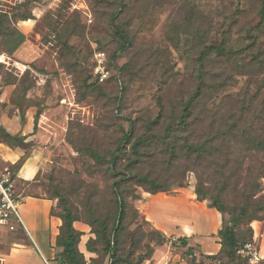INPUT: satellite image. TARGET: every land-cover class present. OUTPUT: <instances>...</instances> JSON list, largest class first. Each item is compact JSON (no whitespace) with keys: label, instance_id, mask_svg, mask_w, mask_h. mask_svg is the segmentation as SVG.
Segmentation results:
<instances>
[{"label":"rangeland","instance_id":"1","mask_svg":"<svg viewBox=\"0 0 264 264\" xmlns=\"http://www.w3.org/2000/svg\"><path fill=\"white\" fill-rule=\"evenodd\" d=\"M263 2L0 0L2 29L15 27L26 35L13 52L7 38L0 35V142L19 148L22 159L31 150L42 152L29 192L53 200L55 213L65 210L55 198L56 192L69 199L80 215L86 213L87 197L95 190L103 195L94 197L101 209L110 207L112 182L96 171L94 161L76 144L83 137L114 141L122 129L129 130L131 120L138 128L155 120L160 114L159 100L166 113L174 109L179 115L182 101L196 86L197 58L208 45L226 42L234 51L227 59L207 55L213 62L209 68L230 78V85L208 109L227 95L256 98L248 117L259 116L253 122L264 136ZM23 14L31 18L23 20ZM101 50L106 52L110 71L104 81L95 73V53ZM42 121L45 135L36 141L33 135ZM10 129L17 132L13 135L17 138L9 137ZM257 162L264 164V153L252 158L243 154L239 177L230 180L222 193L226 207L223 225L233 226L240 242L254 240L264 246V177L256 171ZM17 169L18 165L0 159V170L10 171L14 178ZM196 184V174L190 171L185 187L157 194L173 195ZM211 184L214 194L220 191L222 183L217 178ZM135 201L132 204L137 208ZM127 223L122 253L133 255L122 264L179 262L182 251L173 248L179 246L173 244L181 242L178 238L165 235L132 208ZM75 224L83 232L78 249L85 264H107L109 256L101 245L95 251L87 248L88 240L95 238L91 226L84 218ZM160 235L164 238L161 243ZM132 237L141 239V248H131ZM147 247L155 252L150 254ZM61 252L58 248L59 264H67Z\"/></svg>","mask_w":264,"mask_h":264},{"label":"trees","instance_id":"2","mask_svg":"<svg viewBox=\"0 0 264 264\" xmlns=\"http://www.w3.org/2000/svg\"><path fill=\"white\" fill-rule=\"evenodd\" d=\"M2 17L10 21L9 16ZM20 18L26 20L31 16L23 14ZM261 19L264 23V2ZM0 35L7 38L6 44L11 52L26 39L21 30L15 27L2 29L1 24ZM208 54L227 59L233 56L234 51L226 42L208 45L201 51L196 61L195 89L182 101L179 115L174 109L166 113L165 105L159 100L160 114L155 120L139 128L136 122L131 120L129 130L122 129V134L114 141L83 137L81 142L76 144L75 147L80 152L94 161L96 171L112 182V204L102 210L94 197L103 198V195L95 190L87 197L86 213L80 215L73 211L69 199L59 192L54 194L65 209L61 213H55L52 209V215L62 220L56 246L62 249L61 255L67 264H85L84 256L78 249L83 232L74 225V222L81 218H84L95 234V238L92 237L87 242L89 250L95 251L97 246L101 245L105 256H109L110 261L107 264L126 262L127 257L133 255L122 253L125 250L129 228V208H132L138 217L141 215L132 204L140 199L138 188L141 187L151 194L168 193L185 187L190 171L196 174L197 199H210L211 206L222 214L224 224L226 207L222 193L230 180L239 177L243 168L244 153H249L251 158L264 153V136L257 132L256 123L253 122L259 116L254 113L252 120L248 117L257 104L256 98L244 96L247 94L227 95L220 104L208 109V104L230 85L229 77H223L222 72L216 73L209 68L213 62L208 60ZM224 108L226 112L221 113ZM9 137L18 136L9 134ZM23 161L24 159L16 164L18 169ZM256 171L264 177V164L257 162ZM216 178L222 186L220 191L214 194L211 183ZM219 234L222 247L216 257L228 264H240L237 248L249 240L240 242L233 226L223 225ZM163 240L160 235L158 242ZM179 240L182 245L187 244L185 238ZM131 242V248H141V239L132 237ZM147 249H150V254L155 252L151 247ZM136 264H142V261Z\"/></svg>","mask_w":264,"mask_h":264},{"label":"crops","instance_id":"3","mask_svg":"<svg viewBox=\"0 0 264 264\" xmlns=\"http://www.w3.org/2000/svg\"><path fill=\"white\" fill-rule=\"evenodd\" d=\"M44 129L42 121L41 127L33 135L36 141L45 135ZM10 133L15 135L17 132L10 129ZM0 159L12 165L23 160L19 148H11L1 142ZM41 162L42 152L31 150L15 174L16 194L21 199L22 223L14 232L0 227V264H47L46 260L59 264L56 240L62 220L52 215L53 200L29 192ZM139 195L140 199L135 201V205L145 220L165 235H173V239L178 240L185 238L187 241L186 245L173 242L179 245L173 248L182 251L179 262L173 264H191L190 256L194 253L203 257L219 253L222 247L219 232L223 226V216L208 200H198L193 186L173 195L151 194L143 189ZM79 228L86 230L85 227ZM259 244L264 252L263 244Z\"/></svg>","mask_w":264,"mask_h":264},{"label":"built area","instance_id":"4","mask_svg":"<svg viewBox=\"0 0 264 264\" xmlns=\"http://www.w3.org/2000/svg\"><path fill=\"white\" fill-rule=\"evenodd\" d=\"M95 73L101 81L108 78L110 71L107 68V55L105 51H97ZM15 178L10 171L0 170V227L14 232L19 223H22L20 213V195L16 194ZM237 257L240 264H264V252L261 245L254 240H249L237 248ZM191 264H228L216 256H198L192 254ZM47 264H51L46 260ZM169 264V261H164Z\"/></svg>","mask_w":264,"mask_h":264}]
</instances>
